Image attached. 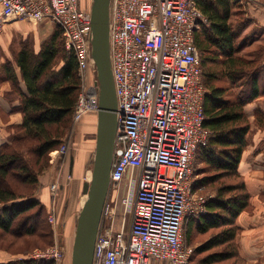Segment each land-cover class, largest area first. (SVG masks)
<instances>
[{"label":"built area","instance_id":"built-area-1","mask_svg":"<svg viewBox=\"0 0 264 264\" xmlns=\"http://www.w3.org/2000/svg\"><path fill=\"white\" fill-rule=\"evenodd\" d=\"M91 7L83 0H0V34L18 22L48 21L62 30L82 83L76 122L100 111ZM206 22L195 0H111L117 132L110 190L126 186L119 226L117 202L105 204L92 264H196L184 227L214 197L194 188L196 155L211 135L204 128L207 90L195 45V32ZM66 151H55L51 162ZM30 258L61 264L63 251L55 244Z\"/></svg>","mask_w":264,"mask_h":264},{"label":"trees","instance_id":"trees-1","mask_svg":"<svg viewBox=\"0 0 264 264\" xmlns=\"http://www.w3.org/2000/svg\"><path fill=\"white\" fill-rule=\"evenodd\" d=\"M195 2L207 19L195 32V45L201 56L207 90L203 102L204 128L211 135L207 146L200 147L196 155L194 188L204 190L216 186L217 190L206 203L204 212L187 220L184 241L187 245L193 229L202 235L223 230L209 234L205 243L194 248L193 262L217 264L236 258L246 264L237 242L242 230L238 219L250 205V194L245 181L239 186H217V182L228 175L242 178L240 164L250 130L245 107L264 94V45L248 53L251 58L242 54L249 45L262 42L260 37L244 35L253 25L250 17L233 23L234 18L244 12L243 0ZM252 30L258 31L256 27ZM33 45L32 40L23 39L19 51H13L12 60L6 58L0 64V79L11 83V93L20 98L19 110L23 115V122L15 127L10 141L0 147V230L6 235L34 236L44 227L46 209L35 191L40 189V177L50 166L49 155L60 149L64 136L72 127L81 90L77 60L66 50L60 28H55L39 50ZM15 65L20 70L26 93L20 88ZM216 81H224L228 87L217 86ZM227 89L231 90L232 98ZM256 116L262 118L264 113L257 111ZM210 170L214 175H208ZM11 178L30 188L25 195L17 192L9 182ZM236 190L240 193L231 195ZM47 234L50 235L51 230ZM221 246L227 251L200 257ZM0 264L53 262L29 259Z\"/></svg>","mask_w":264,"mask_h":264},{"label":"rangeland","instance_id":"rangeland-1","mask_svg":"<svg viewBox=\"0 0 264 264\" xmlns=\"http://www.w3.org/2000/svg\"><path fill=\"white\" fill-rule=\"evenodd\" d=\"M243 1L245 3V6L243 7L244 12L240 16L235 17L233 23L240 22V19H247V17H250L247 6L248 1ZM83 2L86 3L87 6H92L93 4V0H84ZM42 23L31 24L28 22H23L22 28L17 27L15 24L5 26L2 33L0 34V57L9 56V58L12 59L13 51H19L23 39L32 40L34 42L33 47L36 49V51L39 50L43 41L49 38V36L56 28L53 23L49 22L50 24H46L48 26H45ZM254 27H256L254 24L251 27L249 26L244 35H248L250 38L260 37L262 42H256V44L249 45L248 48L244 49L245 51L242 54L247 55L248 58H251L248 53H251V51H254L255 49H259L263 47L262 45H264V29L256 27L258 31L255 32L254 30H252ZM6 53L8 55H6ZM253 66L254 65H251L250 67ZM214 83L217 86L228 87V84L224 81H216ZM235 91L237 92L238 89H236ZM226 92L228 93L229 97L232 98L231 90L227 89ZM253 103L257 104L259 108L256 109L254 118L251 119L248 117L250 130L247 136V147L250 146L251 143L257 144L263 138L259 136L264 135V116H262V118L256 116L257 111L260 113H264V94H262L261 97L249 104ZM249 104H247L246 107ZM248 111L249 110L246 111L247 116ZM97 128L98 114L90 113L86 115L80 122L74 121L73 115L72 127L70 131H68V133L64 136L60 147V149L64 146L67 148L66 155L62 156L63 154H61L59 157H55L56 160L53 162H51V159L55 155V151L49 155L50 166L42 174V176H45L49 172L52 173L50 182L47 183L48 190L44 192V195L42 197L40 195L42 193L41 191L43 190V184H41L39 190L35 191L36 197L42 201L46 209L44 215L45 221L43 223V226L45 228L43 227L42 230L37 234H34V236H20L15 234L6 235L0 230V258L4 259L7 262L29 259L32 260L30 257H33L39 252L49 250L53 247V245L58 244L63 251V260L61 264H72V253L76 235L77 221L80 211L83 207V203L86 199V195L83 193V185L85 182H90L92 179V171L94 167L96 151ZM31 157H33L35 161V156L32 153ZM72 158L75 163L71 170L70 168ZM196 165L197 164H195V167ZM199 167H202V165L200 164ZM207 173L208 175H214L212 174L214 173L212 170ZM262 177L264 178V175H262ZM196 179L197 176L195 174V180ZM9 182L13 186H15L19 194L25 195V193H27V191L30 189L28 186L15 181L14 178H11ZM242 182L245 183L250 194V205L242 214L253 213L255 206L257 208H260L261 210L260 204H264V197H261L262 195L260 197L256 195L253 198L248 185L246 184L247 181L244 176H242V178H238L235 175L222 177L217 182V186H239ZM54 185H57V187L53 188ZM125 186L126 184L123 185L120 192L111 189L106 201V205L109 202H112L113 199L117 202L115 206L117 208L116 220L117 218L121 219L124 213V209H122V198L125 194ZM216 190V186H213L212 189H195V191L199 195L207 199L211 196H215ZM239 193V190H236L232 192L231 195H237ZM104 214L102 221L106 219ZM241 215L239 216V218L241 217ZM130 218L131 213H128L127 216H125L127 228L130 225ZM49 230H51L50 235L47 234ZM222 231L223 230H213L208 234L202 235L195 229H193L191 239H188V241L186 240V242L188 243L187 245L194 250L196 246H200V244H203L208 240L209 234H217ZM242 233L243 232L241 230L238 234L237 242H239L238 239L240 238ZM225 249V246H221L219 248L201 254L200 257H206L207 255L215 252L224 253L227 251ZM239 252L241 257L243 258L240 247ZM236 262L238 264H244L243 260L240 261L236 258L217 264H236ZM245 262L247 264L246 260ZM53 264H55V262H53Z\"/></svg>","mask_w":264,"mask_h":264},{"label":"water","instance_id":"water-1","mask_svg":"<svg viewBox=\"0 0 264 264\" xmlns=\"http://www.w3.org/2000/svg\"><path fill=\"white\" fill-rule=\"evenodd\" d=\"M110 3L111 0H93L91 7L92 58L95 61L100 84V111L92 179L83 185L86 199L77 221L72 264L93 263L95 243L110 192V176L117 132V98L110 48ZM73 165L72 158L71 170Z\"/></svg>","mask_w":264,"mask_h":264},{"label":"crops","instance_id":"crops-1","mask_svg":"<svg viewBox=\"0 0 264 264\" xmlns=\"http://www.w3.org/2000/svg\"><path fill=\"white\" fill-rule=\"evenodd\" d=\"M246 1H248L247 6L253 24L257 28L264 29V0ZM22 23L18 22L15 25L22 28ZM42 24L48 26L46 24L50 23L45 21ZM6 55L8 54L6 53ZM6 58H9V56L0 57V64ZM9 59L12 60L11 58ZM15 69L20 78V88L26 93L27 88L21 79L20 70L16 65ZM12 90L10 82L0 79V147L10 141V136L14 133L15 127L21 125L23 122V115L19 110L21 104L20 98L16 94L11 93ZM258 108V105L255 103L249 104L246 107V111L249 110L248 117L254 118L255 111ZM259 137L263 138L257 144L251 143L247 147L240 164V172L246 178V184L253 198L256 195L264 197V178L262 177L264 175V135ZM50 177H52V173L50 172L41 177V184H43L41 197L48 190L47 183L50 182ZM260 207L261 210L255 206L253 213L242 214L238 219V224L241 226L243 232L238 239V243L241 254L247 261V264H264V204H260ZM120 222V218H117V226L120 225ZM130 225L128 228L126 227L127 230L130 229ZM6 262L0 258V263Z\"/></svg>","mask_w":264,"mask_h":264},{"label":"bare ground","instance_id":"bare-ground-1","mask_svg":"<svg viewBox=\"0 0 264 264\" xmlns=\"http://www.w3.org/2000/svg\"><path fill=\"white\" fill-rule=\"evenodd\" d=\"M89 182V181H88Z\"/></svg>","mask_w":264,"mask_h":264}]
</instances>
